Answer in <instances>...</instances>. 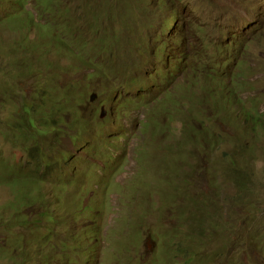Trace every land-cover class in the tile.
<instances>
[{"label":"rangeland","instance_id":"374dc122","mask_svg":"<svg viewBox=\"0 0 264 264\" xmlns=\"http://www.w3.org/2000/svg\"><path fill=\"white\" fill-rule=\"evenodd\" d=\"M0 245V264H264V0H0Z\"/></svg>","mask_w":264,"mask_h":264},{"label":"trees","instance_id":"16d2710c","mask_svg":"<svg viewBox=\"0 0 264 264\" xmlns=\"http://www.w3.org/2000/svg\"><path fill=\"white\" fill-rule=\"evenodd\" d=\"M31 20L35 22V19L32 18V17H31ZM174 26L176 27V29H179V28L182 27L181 20H180V16L179 15H176L175 19L173 20V26L170 29H172ZM48 31H49L48 36H50V34L52 35V33H51L52 30H49L48 29ZM65 34H66V37L69 36V33H68L67 30H66ZM63 36H64V33L62 32L61 36L59 35V37H58V44L54 48H58L59 47L60 48V52H65V54L73 55V57L78 56L79 55V51H77L75 49V45L73 44L75 42L74 40H75L76 37L75 36H72L70 38H66L65 41H64V37ZM48 40L49 39L47 38L46 43L48 42ZM79 47L81 48V52L80 53H82V51L84 50V48L81 47V46H79ZM178 58L180 59V56ZM97 68H98L97 70H100L103 73L101 76L109 77L107 75V68H101L100 66H97ZM93 73H92V75H93ZM91 78H95V77H91ZM43 82H44L43 79H41V80H39L38 84H42ZM63 92H65L63 94H65L68 97L66 99V102H65L66 103L67 110H68L69 108L72 107L71 101H73L75 99V97L72 96L74 93L70 89L63 90ZM69 97L72 98L70 101H69ZM19 121H20L19 118L16 117L15 120H14L13 126L16 125V127H17L19 125ZM13 129L14 128L12 126L9 127V130L13 131ZM16 139L17 138H14L15 142H17ZM27 142H28V140L24 141L22 144L24 146H26ZM27 152L30 154V159L28 160V162H23L21 160V164L22 163H26V165H27V166H21V167H23L25 169L24 171H26V172L20 173V174H19V171L20 170L19 169H16L13 165H11L10 162H9V160H7L5 158H2L3 165L6 164V165L10 166V170L6 169V174L3 175V176H1L4 182H7L9 185L16 186V187L21 186L23 184L21 181H19L23 177L22 174L28 175L29 174V172H27L29 170L28 167L29 166H32V164L36 160H40L41 159V153H40V151H39V149L37 147L32 146V148H30ZM62 155H63V152H62ZM64 156H66V153L64 154ZM60 158H62V156ZM66 159H68V158H66ZM58 160H59V156H57V158H56L53 155H49L47 157V164H48L47 165V170L45 168H43L41 172H44V171H47V173L51 172L55 168V166L57 165L56 162ZM29 195H30V199H33V202L34 203L37 200L39 202L38 204H40L42 202V199L39 198V197H36L34 194L29 193ZM28 199H29V196H27V198H26V200L24 202L27 203V200ZM22 203H23V200L22 199H21L20 204L17 203V202H13L12 207L15 208V209H18L19 205H22ZM43 215H45V217H47V220H49V221L53 220V215L51 213H50V215H47L46 212L44 211L41 214V216L43 217ZM51 242H53L52 241V236L47 231L46 235L44 236L43 242H42L43 248H46V250L49 249V248H51V249H53L55 251L61 250V249L58 248L59 247L58 246V243H60V242H57V243L56 242L51 243ZM72 250L80 254L84 250V247L83 246H79L78 248H72ZM53 253L49 254V253H47L45 251V253H43L44 258H42V259H45V261L48 264L51 263V261H53L52 259H54L58 255V252H56L54 254ZM12 255H16V254H12Z\"/></svg>","mask_w":264,"mask_h":264},{"label":"water","instance_id":"95a60500","mask_svg":"<svg viewBox=\"0 0 264 264\" xmlns=\"http://www.w3.org/2000/svg\"><path fill=\"white\" fill-rule=\"evenodd\" d=\"M97 96H98L97 93H93L91 99L94 100L95 97H97ZM106 115H107V109H105V107L103 106V110H102V114H101V116H102V117H105Z\"/></svg>","mask_w":264,"mask_h":264},{"label":"clouds","instance_id":"9594fccd","mask_svg":"<svg viewBox=\"0 0 264 264\" xmlns=\"http://www.w3.org/2000/svg\"><path fill=\"white\" fill-rule=\"evenodd\" d=\"M102 114V113H101Z\"/></svg>","mask_w":264,"mask_h":264}]
</instances>
